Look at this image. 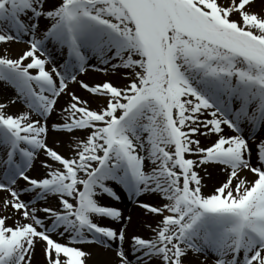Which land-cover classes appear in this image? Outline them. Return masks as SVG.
Listing matches in <instances>:
<instances>
[{
    "label": "snow or ice",
    "instance_id": "snow-or-ice-1",
    "mask_svg": "<svg viewBox=\"0 0 264 264\" xmlns=\"http://www.w3.org/2000/svg\"><path fill=\"white\" fill-rule=\"evenodd\" d=\"M8 90L0 264H264V0H0Z\"/></svg>",
    "mask_w": 264,
    "mask_h": 264
},
{
    "label": "bare ground",
    "instance_id": "bare-ground-1",
    "mask_svg": "<svg viewBox=\"0 0 264 264\" xmlns=\"http://www.w3.org/2000/svg\"><path fill=\"white\" fill-rule=\"evenodd\" d=\"M13 50L18 53L19 51H21L22 49L25 48V46H23L22 44H13L12 46ZM89 75V74H88ZM92 75H95V74H92ZM70 87L74 88V87H77L76 85H70ZM13 94H10V90H8L6 92V94H2L0 95V102L6 100L8 97H11ZM64 99H67V97H65ZM64 101L61 100V103H63ZM13 111H16V109H13ZM219 175V174H218ZM4 197H3V194H0V200H2ZM120 207H124V205H120L118 204ZM127 207L130 209V206L127 205ZM3 211V207H2V204H0V212ZM98 259H103V257H98Z\"/></svg>",
    "mask_w": 264,
    "mask_h": 264
},
{
    "label": "rangeland",
    "instance_id": "rangeland-1",
    "mask_svg": "<svg viewBox=\"0 0 264 264\" xmlns=\"http://www.w3.org/2000/svg\"><path fill=\"white\" fill-rule=\"evenodd\" d=\"M22 45L25 46L24 44H22ZM81 79H84L85 82H88L91 84V83L98 82L99 80L103 79V76L101 74H95V75L86 74V75L82 76ZM73 89L76 90L78 92V94H80L82 96H87V93L83 90H80L78 86L74 87ZM4 94H6V92ZM10 94H13L11 90H10ZM93 107H95V105H93ZM116 206L120 207L119 205H116ZM129 206L131 208V205H129Z\"/></svg>",
    "mask_w": 264,
    "mask_h": 264
}]
</instances>
